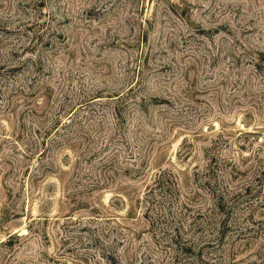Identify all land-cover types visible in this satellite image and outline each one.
I'll list each match as a JSON object with an SVG mask.
<instances>
[{
    "label": "rangeland",
    "instance_id": "1",
    "mask_svg": "<svg viewBox=\"0 0 264 264\" xmlns=\"http://www.w3.org/2000/svg\"><path fill=\"white\" fill-rule=\"evenodd\" d=\"M0 264H264V0H0Z\"/></svg>",
    "mask_w": 264,
    "mask_h": 264
}]
</instances>
